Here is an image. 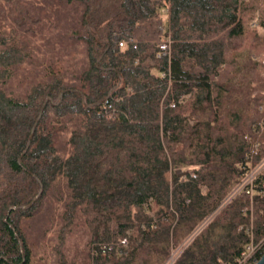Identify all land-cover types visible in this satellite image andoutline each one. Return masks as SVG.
<instances>
[{"label": "trees", "instance_id": "1", "mask_svg": "<svg viewBox=\"0 0 264 264\" xmlns=\"http://www.w3.org/2000/svg\"><path fill=\"white\" fill-rule=\"evenodd\" d=\"M262 53L264 0H0V264L259 260Z\"/></svg>", "mask_w": 264, "mask_h": 264}, {"label": "built area", "instance_id": "2", "mask_svg": "<svg viewBox=\"0 0 264 264\" xmlns=\"http://www.w3.org/2000/svg\"><path fill=\"white\" fill-rule=\"evenodd\" d=\"M168 9H167V12H168ZM171 44H172L171 37L166 36L165 40L160 45V50L163 52V54L170 52ZM122 45L123 43H121V46ZM263 63H264V60H263ZM121 245L123 249H122V252L120 251V253L127 251L129 248L128 239H121ZM185 246L186 244H182V246H180L179 248L177 247V249L173 248L170 256L168 257L167 261L164 264H174L177 257L179 256V254L181 253V251L184 249ZM258 251L259 250H258L257 245H250L247 248V250L242 254L241 258L238 259V261L235 264H255L258 261V258L255 256L258 253Z\"/></svg>", "mask_w": 264, "mask_h": 264}, {"label": "water", "instance_id": "3", "mask_svg": "<svg viewBox=\"0 0 264 264\" xmlns=\"http://www.w3.org/2000/svg\"><path fill=\"white\" fill-rule=\"evenodd\" d=\"M255 264H264V254L260 257V259Z\"/></svg>", "mask_w": 264, "mask_h": 264}, {"label": "rangeland", "instance_id": "4", "mask_svg": "<svg viewBox=\"0 0 264 264\" xmlns=\"http://www.w3.org/2000/svg\"><path fill=\"white\" fill-rule=\"evenodd\" d=\"M262 54H264V53H262ZM262 54H261V55H262ZM252 177H253V175L250 174V175H249V180H250V181L252 180ZM183 244H186V245H187V243H183ZM180 246H182V244H181ZM180 246H179V247H180ZM179 247H178V248H179ZM129 249H130V248H129ZM172 249H173V248H172ZM176 249H177V248H176ZM180 251H181V250H180Z\"/></svg>", "mask_w": 264, "mask_h": 264}]
</instances>
